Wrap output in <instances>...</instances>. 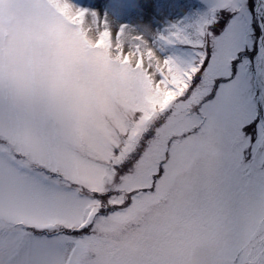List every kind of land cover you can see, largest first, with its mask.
Listing matches in <instances>:
<instances>
[{
  "label": "snow or ice",
  "instance_id": "6c2138e0",
  "mask_svg": "<svg viewBox=\"0 0 264 264\" xmlns=\"http://www.w3.org/2000/svg\"><path fill=\"white\" fill-rule=\"evenodd\" d=\"M9 2L40 4L59 40L15 83L0 68V264H48L55 245L92 227L70 226L47 207L79 198L77 170L53 147L75 148L65 130L79 103L74 89L90 79L83 62L100 60L144 95L141 114L157 135L174 130L166 151L171 142L205 161L192 197L225 242L220 264H264V0ZM176 174L158 165L148 189L159 195ZM137 191L129 215L147 199Z\"/></svg>",
  "mask_w": 264,
  "mask_h": 264
},
{
  "label": "rangeland",
  "instance_id": "374dc122",
  "mask_svg": "<svg viewBox=\"0 0 264 264\" xmlns=\"http://www.w3.org/2000/svg\"><path fill=\"white\" fill-rule=\"evenodd\" d=\"M76 2L101 9L104 4V0ZM58 40L40 4L0 3V68L13 83L36 54ZM82 69L90 79L75 87L78 107L65 122L66 132L77 144L75 148L62 143L53 147L66 167L77 170V183L71 185V191L79 198H58L47 210L59 213L61 222L67 220L70 226L91 221L92 227L80 234L86 239L76 237L55 245L49 251L48 264H220L225 242L214 233L192 197V181L205 161L174 151L171 142L166 151L165 141L175 135L174 130L156 134L158 125L141 114L147 108L144 95L116 66L103 60L85 61ZM46 70L54 72L55 66ZM148 129L152 131L146 135ZM143 131L147 137L141 136ZM142 139L139 149L136 144ZM128 155L132 161L124 171L114 168ZM158 165L161 171L167 165L177 174L170 175L162 192L155 195L148 185L153 183L152 173ZM133 189L138 190L137 201L147 199L129 215ZM100 197L105 200H98Z\"/></svg>",
  "mask_w": 264,
  "mask_h": 264
},
{
  "label": "trees",
  "instance_id": "16d2710c",
  "mask_svg": "<svg viewBox=\"0 0 264 264\" xmlns=\"http://www.w3.org/2000/svg\"><path fill=\"white\" fill-rule=\"evenodd\" d=\"M151 131H152V129H148V130H147V133L145 132L146 135H147L149 132H151ZM145 133H144V135H145ZM144 135H143V136H144ZM146 135H145V137H147ZM142 142H143V139L140 141V144H139V146H138L139 149H140L141 146H142V145H141ZM131 161H132V159H131V160L129 159V160L124 164V167H125V165H127V164L130 163Z\"/></svg>",
  "mask_w": 264,
  "mask_h": 264
}]
</instances>
